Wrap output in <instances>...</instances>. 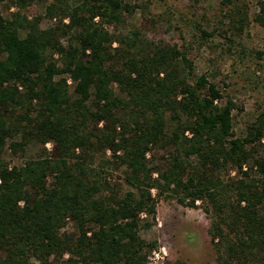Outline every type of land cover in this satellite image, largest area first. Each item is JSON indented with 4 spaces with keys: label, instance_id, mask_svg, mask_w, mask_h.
<instances>
[{
    "label": "trees",
    "instance_id": "16d2710c",
    "mask_svg": "<svg viewBox=\"0 0 264 264\" xmlns=\"http://www.w3.org/2000/svg\"><path fill=\"white\" fill-rule=\"evenodd\" d=\"M7 1L17 9L0 11V264H146L156 241L141 236L140 214L155 212L152 187L202 202L217 264H264V109L235 135V102L206 74L183 75V51H147L138 28L95 20L123 23L126 0H53L44 27L22 11L34 0ZM31 140L52 148L21 163L2 156ZM156 145L168 148L163 166L149 164ZM229 164L239 173L223 177ZM68 221L74 230H61Z\"/></svg>",
    "mask_w": 264,
    "mask_h": 264
},
{
    "label": "rangeland",
    "instance_id": "374dc122",
    "mask_svg": "<svg viewBox=\"0 0 264 264\" xmlns=\"http://www.w3.org/2000/svg\"><path fill=\"white\" fill-rule=\"evenodd\" d=\"M53 0H34L22 11L28 16L42 15L40 25L47 26L53 20L44 16L45 6ZM129 10H124L123 23H108L95 17L105 29L117 33L126 28L140 30L139 42L147 51L153 45L170 44L183 51L191 61V68L178 57L182 74L190 79L206 74L224 93L233 99L236 107L232 110L233 132L245 135L249 124L254 122L264 109V22L257 20L259 5L257 0H126ZM17 6L11 2L0 1V11L10 16ZM68 17L64 18L67 21ZM66 44V38H62ZM117 44L116 42L113 43ZM59 63V54L48 50ZM67 76V74H66ZM70 88L73 82L68 77ZM118 95L124 96L117 84H113ZM185 134L189 135L186 130ZM264 142V136L261 138ZM52 141L31 140L22 153L12 152L7 146L2 156L10 163H21L26 158L50 151ZM168 148L151 146L147 151L150 165L163 166L162 156ZM110 151L104 149L96 155L108 157ZM193 159V155L191 156ZM221 175L236 176V166L227 165ZM253 172V171H252ZM113 180L120 183L121 190L129 185L121 179L119 169L114 171ZM156 176V173H153ZM156 198L155 212L148 215L141 212L140 234L147 242L156 241L154 247H146V264H217V243L209 233L210 215L204 210L202 202L194 204L179 202L174 196L158 193L150 188ZM146 222V223H145ZM74 230V223L68 221L61 229ZM153 250L160 252L158 261L150 258ZM68 255L67 252L64 253ZM229 264H236L231 261Z\"/></svg>",
    "mask_w": 264,
    "mask_h": 264
},
{
    "label": "built area",
    "instance_id": "2783aa9c",
    "mask_svg": "<svg viewBox=\"0 0 264 264\" xmlns=\"http://www.w3.org/2000/svg\"><path fill=\"white\" fill-rule=\"evenodd\" d=\"M160 252L158 250H153L152 254L150 255V258L153 262L158 261L159 257H160ZM148 264H152V263H148Z\"/></svg>",
    "mask_w": 264,
    "mask_h": 264
}]
</instances>
